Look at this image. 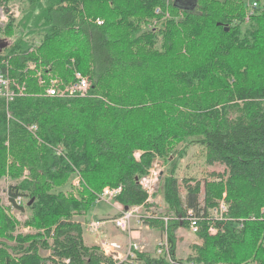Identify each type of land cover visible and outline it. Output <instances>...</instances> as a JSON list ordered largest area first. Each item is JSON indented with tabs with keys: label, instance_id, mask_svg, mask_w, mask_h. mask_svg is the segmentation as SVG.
Here are the masks:
<instances>
[{
	"label": "trees",
	"instance_id": "16d2710c",
	"mask_svg": "<svg viewBox=\"0 0 264 264\" xmlns=\"http://www.w3.org/2000/svg\"><path fill=\"white\" fill-rule=\"evenodd\" d=\"M1 1L23 4L0 58L26 94L0 98V179L16 180L0 198V264H264V0ZM76 72L85 95L46 94ZM191 141L223 169L162 178L170 219L144 222L166 228L168 255L114 260L85 244L81 219L105 187H120L124 207L144 204L153 161ZM18 196L31 201L22 223ZM221 201L226 219L214 220ZM190 208L197 240L182 258Z\"/></svg>",
	"mask_w": 264,
	"mask_h": 264
},
{
	"label": "built area",
	"instance_id": "2783aa9c",
	"mask_svg": "<svg viewBox=\"0 0 264 264\" xmlns=\"http://www.w3.org/2000/svg\"><path fill=\"white\" fill-rule=\"evenodd\" d=\"M257 2H252V7H256ZM20 13V7L16 2L5 3L0 0V29L8 23L10 17H18ZM29 68H33L34 64L30 63ZM10 68V63L8 60L0 58V98L5 100V103H10L15 98L23 96L26 94V86L24 83L18 82L16 79L9 76L8 69ZM76 81L69 83L68 85H63V87L58 86L57 79H53L49 86L46 88V94L48 95H58V96H75V95H85L89 88V81L87 78L83 77L79 72H76ZM39 81H41L39 77ZM161 160H154L148 174L140 179V184L142 188L147 192L148 197L144 204L135 205L132 207H124L122 204L118 203L117 207L120 210L115 218H112L115 226L123 232H126L129 237V247L123 257L125 259H133L135 257V250H140L142 245H140L136 238L132 235L131 224L133 220L137 222H143L145 219H156L160 218L164 221L165 226L170 216L163 214V209L161 203L157 199V192L160 187V180L162 177V167H159ZM77 183V181L75 182ZM120 191L118 188L105 187L101 192V195L97 200L114 199V196ZM22 197L18 196L15 200V205H22ZM163 201V200H162ZM9 203V202H8ZM227 211V204L224 201L220 202L219 207L212 210L211 215L214 220H225L226 217L224 213ZM189 222V229L191 232L195 233L198 229L199 216L190 208L187 210L186 215L182 218ZM101 221H90L87 227L90 230L98 229ZM217 228L212 224L209 227V232L215 233ZM162 238L159 239L155 246L156 254L159 255L162 252L169 254V245L167 241L166 228L162 233ZM110 256V255H107ZM114 260H117L116 253L112 254ZM111 257V256H110ZM112 258V259H113ZM67 261V260H66ZM171 261V260H170ZM172 264H183L175 261H171ZM99 264H104L103 262Z\"/></svg>",
	"mask_w": 264,
	"mask_h": 264
},
{
	"label": "rangeland",
	"instance_id": "374dc122",
	"mask_svg": "<svg viewBox=\"0 0 264 264\" xmlns=\"http://www.w3.org/2000/svg\"><path fill=\"white\" fill-rule=\"evenodd\" d=\"M245 1H246L247 5L252 10L256 9V7H252V1L251 0H245ZM16 3L19 5L20 11H21V9H22L21 7L23 6V4H20V2H16ZM188 3L192 4L191 1H188ZM2 28L0 29V38H3V39L8 40L10 42L11 39L8 37H5L3 35V31H1ZM179 152H181L182 155H180ZM168 161L162 160V161H160L161 163L159 164V167H162L163 172L161 174L162 177L160 180L159 191L157 192V199L161 203V206H159V208L162 207L163 211L165 210V205H164V202L162 201V188H161V183H162L163 177H165L166 175H169L170 173L172 174V171H173V175L175 177H177L178 179H181L182 177H195V178L200 179V178H203L204 176L208 175L207 174L208 171H211V170L221 171L223 169V166L218 164V163H215L214 165H208L206 163V159H205V155H204V151H203L202 147L200 146V144H198L194 141L179 144L177 149L174 151V154H172L169 157ZM73 179H71V181ZM15 181L16 180H13V179L7 177L6 175L0 179V198H1V201L3 202V204H8V202H9V200H8V187L10 184L14 183ZM75 182H76V180H73V184H76ZM63 189L64 190L70 189L69 184L67 186H65ZM100 195H101V193H99L97 195V197L99 198ZM182 195L184 196V193H182ZM27 199H28L27 197H23V199H22V202H23L22 205L24 206V209H20L14 205L10 209V212L21 223L24 222L29 215V211L26 207V205L28 203ZM114 201L115 200L112 198L111 199L105 198V200H96L90 206L89 210L87 211V213L85 215L86 220L88 222L86 221V223L84 224V230H83L84 242L87 245H91L93 243L98 242L99 235H97V233L105 225L112 227L113 231L118 233V234H121V235L125 234L124 232H122L120 229H118L115 226V224L112 220V218H115V216H117L118 214L115 215L114 217L110 218V219H100V218H109V217L113 216L116 211H117V213L120 212V210L117 207V202H114ZM75 218H78V217H75ZM82 219H83V217H82ZM90 221H101L102 223L99 225L98 229L90 230L87 227V225ZM139 224H141V223H139ZM17 230L27 232L30 229L28 227H24L22 225H19ZM162 233L163 232L161 231V229L158 226H152V225L142 226V228H141L142 239H139V241L141 240V242L143 243L142 245L144 246V249H142V250L153 255V256H156L157 254L155 251V246H156L157 241L162 238V236H161ZM177 233H178V236L181 238L178 241L179 243L177 246L178 256L184 258L190 250L189 245L192 242L196 241L197 238H196V235H194V233L191 232L189 228L181 227L178 229ZM116 247H119V246L115 245V248ZM41 253L43 255H47L50 253V250H41ZM114 253H116L114 250L106 252V254L110 255L112 258H113L112 254H114Z\"/></svg>",
	"mask_w": 264,
	"mask_h": 264
},
{
	"label": "crops",
	"instance_id": "0c3cea01",
	"mask_svg": "<svg viewBox=\"0 0 264 264\" xmlns=\"http://www.w3.org/2000/svg\"><path fill=\"white\" fill-rule=\"evenodd\" d=\"M117 214L118 213L116 211L113 216H111L109 218H100V219H110V218L114 217ZM81 220H83L84 223H86V221H87L85 216ZM139 223L140 222H137L136 220H133L132 221V224H131V228H132V235H133V237H135L136 238V241L140 245H142L143 243L141 242V240L139 241V239H142V236H141V228H142V226H146L148 224L145 223V222H143V223L141 222V224H139ZM124 233L125 234H123V235L118 234V233H116V232L113 231L112 227H109V226L105 225L97 233V235H99L98 242L97 243H93V244L88 245V246H93V245L99 246L100 247V250L105 255H108V254H106L107 251L114 250L116 252V255H118L117 256V259L118 260H123V257L125 256V253H126L125 251H127L126 249L129 247V241H130L129 235L126 232H124ZM162 235L163 234H161V236ZM115 245H118L119 247H116L115 248ZM142 249H144V246L143 245H142L141 250Z\"/></svg>",
	"mask_w": 264,
	"mask_h": 264
},
{
	"label": "water",
	"instance_id": "95a60500",
	"mask_svg": "<svg viewBox=\"0 0 264 264\" xmlns=\"http://www.w3.org/2000/svg\"><path fill=\"white\" fill-rule=\"evenodd\" d=\"M9 43L7 42V40L3 39V38H0V51L5 47L7 46ZM31 204V201L27 203V205H30ZM127 208V206H126Z\"/></svg>",
	"mask_w": 264,
	"mask_h": 264
},
{
	"label": "bare ground",
	"instance_id": "6f19581e",
	"mask_svg": "<svg viewBox=\"0 0 264 264\" xmlns=\"http://www.w3.org/2000/svg\"><path fill=\"white\" fill-rule=\"evenodd\" d=\"M209 220V219H208ZM200 222V221H199Z\"/></svg>",
	"mask_w": 264,
	"mask_h": 264
}]
</instances>
